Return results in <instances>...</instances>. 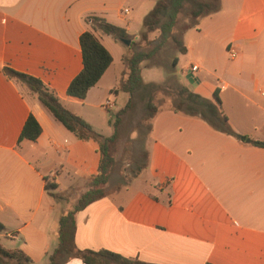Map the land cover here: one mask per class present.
<instances>
[{"label":"crops","instance_id":"crops-1","mask_svg":"<svg viewBox=\"0 0 264 264\" xmlns=\"http://www.w3.org/2000/svg\"><path fill=\"white\" fill-rule=\"evenodd\" d=\"M158 1L0 0V226L5 233L0 244L1 238L9 240L13 245L6 249L22 251L32 264H47L57 245L58 220L97 174L101 155L96 142L78 140L2 69L40 80L98 132L93 110L126 80L123 59ZM220 5L221 17L203 24L205 16L199 18L193 41L184 46L197 69L183 73V85L210 100L216 91L228 123L249 143L198 117L159 108L147 135V169L134 179L135 186L76 214L78 249L107 250L151 264H264V148L252 145L264 141V0H220ZM91 16L124 29L130 44L95 33L112 63L78 101L66 90L82 69L79 38L90 30L85 19ZM30 114L41 135L18 143ZM54 173L66 179L62 186L73 199L48 196L44 178L60 187Z\"/></svg>","mask_w":264,"mask_h":264},{"label":"trees","instance_id":"trees-1","mask_svg":"<svg viewBox=\"0 0 264 264\" xmlns=\"http://www.w3.org/2000/svg\"><path fill=\"white\" fill-rule=\"evenodd\" d=\"M187 1L192 4L190 16L195 20L194 24H197L199 18L216 12L220 3V0H160L144 17L142 22L144 28V32L141 34L142 39L146 40L147 34L154 31H157L158 35L150 42L151 48L147 51H134L133 47L135 44L131 42L130 47L132 52L123 59L128 69L127 78L116 89L111 91L112 94H118L119 92L126 93L130 95L131 99H129L125 107L116 116L113 124V133L108 137L101 136L81 117L64 108L55 93L40 80L8 67L2 69L3 75L8 80L13 81L19 88L25 89L31 97L36 98L54 119L78 140H92L96 142L101 155L97 174L88 180L86 190L79 196L73 208L58 220L57 245L47 256V264H66L73 259H77L83 264H151L137 259L125 258L107 250L92 251L78 249L75 244V216L91 203L108 195L105 192V187L115 166L112 153L119 138L121 117L133 108L132 98L136 93L140 92L147 96L145 109L149 113L147 117L150 120L148 132L151 130L152 118L158 111L153 104L151 94L161 87L153 83H143L141 64L154 57L169 40L175 43L180 53H185L182 42L174 38L172 33L177 22V17ZM85 21L89 25L90 30L83 32L79 38L82 69L73 78L66 90L67 97L78 101L86 99L89 90L95 87L112 63L110 53L101 44L95 33L100 31L103 34L113 36L117 40L129 38L124 29L114 26L104 19L91 16L87 17ZM177 92L179 99L172 107L174 112L198 117L214 130L233 137L241 143L246 142L247 137L236 133L223 115L221 102L216 91L214 92L213 100L204 99L184 86H180ZM41 132L39 123L30 114L19 135L18 143L23 141L35 142L41 135ZM252 145L264 148V141L252 142ZM144 156V163L136 168L132 177L136 178L147 169V151ZM44 179L46 190L57 189L54 179L52 181L50 178ZM1 230L2 227L0 226ZM12 261L17 264H32L30 258L22 251L8 250L0 244V264H10Z\"/></svg>","mask_w":264,"mask_h":264},{"label":"rangeland","instance_id":"rangeland-1","mask_svg":"<svg viewBox=\"0 0 264 264\" xmlns=\"http://www.w3.org/2000/svg\"><path fill=\"white\" fill-rule=\"evenodd\" d=\"M220 6L221 5L219 3V8L216 12L206 15L202 19L205 20L202 21V24L206 23L209 18L212 20H218L221 17V15H219L221 12ZM191 9V2H185L173 29V37L177 40H179L181 34L186 31V33L181 36V40L184 42H182L183 46H185L189 41H193L192 34L194 33V30L192 29L197 27L199 23L194 24L195 20L190 16ZM141 34H139L138 38L134 42V51H147L150 49V42L153 38L157 37L158 32L155 31L148 33L146 40L142 39ZM130 51L132 52L131 47ZM175 55L176 61L173 63ZM193 56L194 54L191 51H188L187 54L180 53L175 43L169 40L154 57L142 64L141 76H143V81L154 82L153 84L161 87L151 94L153 104L157 109L173 107L176 104L179 99L177 89L180 86L185 85L183 73L190 71L193 63ZM22 91L28 98H33L26 92L25 89ZM146 98V94L140 92L136 93L132 98L133 108L121 117L119 138L112 153L115 160V166L109 182L105 187V192L108 195L114 193V191L129 188L132 185L135 186V178L132 177L133 173L138 166L144 163V154L147 151V135L150 120L147 117L149 113L145 109ZM129 99H131L130 95H124L121 92L117 94L116 98L114 97V94H112L101 101V106L99 108L93 110L94 118H96V120L98 119L96 122H93L98 134L106 137L113 133V124L116 120V116L125 107ZM106 101L114 103V108L112 110L105 111L103 109V105ZM54 175L56 176V181L60 184V187L57 189H48V196L64 201L67 199L65 197L70 195V199H73V192L67 191L62 186L64 184L63 181L66 179L56 175L55 173ZM50 180L52 181L53 179ZM3 234L5 233L1 230L0 235ZM1 242V245L4 248H11L13 245V243L4 238H1ZM10 264L17 263L12 261Z\"/></svg>","mask_w":264,"mask_h":264},{"label":"built area","instance_id":"built-area-1","mask_svg":"<svg viewBox=\"0 0 264 264\" xmlns=\"http://www.w3.org/2000/svg\"><path fill=\"white\" fill-rule=\"evenodd\" d=\"M228 53H229V56L231 57V58H235L236 57V52L234 51V50H229L228 51ZM197 68L196 67H192L191 68V70L192 71H195ZM114 108V103L113 102H110V101H106L105 102V104L103 105V109L105 110V111H110V110H112Z\"/></svg>","mask_w":264,"mask_h":264},{"label":"water","instance_id":"water-1","mask_svg":"<svg viewBox=\"0 0 264 264\" xmlns=\"http://www.w3.org/2000/svg\"><path fill=\"white\" fill-rule=\"evenodd\" d=\"M121 42H123L127 46H129V44H130V41L127 40V39H121ZM190 77H191V74L189 73L188 76H187V79L189 80V82H191ZM246 143H249L248 139L246 140Z\"/></svg>","mask_w":264,"mask_h":264}]
</instances>
